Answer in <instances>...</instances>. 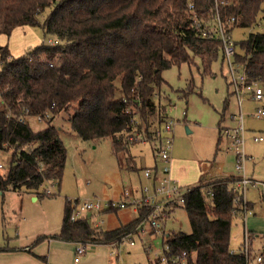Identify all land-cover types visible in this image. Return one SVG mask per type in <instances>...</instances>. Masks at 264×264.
<instances>
[{
	"label": "trees",
	"instance_id": "16d2710c",
	"mask_svg": "<svg viewBox=\"0 0 264 264\" xmlns=\"http://www.w3.org/2000/svg\"><path fill=\"white\" fill-rule=\"evenodd\" d=\"M47 9L43 33L56 44L44 42L12 60L0 47V158L10 154L9 166L0 161L3 194L53 197L49 184L61 186L67 150L60 131L46 119L47 127L35 132L27 119L67 116L84 141L110 139L115 153L127 152L136 142L132 134L153 136L166 120V109L156 103L164 71L196 59L205 73L219 58L225 64L220 38L203 37L204 30L217 29L218 16L231 35L264 23V0H0V36L40 25ZM241 49L236 64L248 82L264 86V32H251ZM204 179L185 194L191 234L168 237L166 252L186 253L190 264H248L243 252L230 249L233 219L245 214L236 179ZM152 215L140 208L135 221L105 232L88 218L71 222L67 201L60 233L36 242L120 246L128 236L141 237L139 229Z\"/></svg>",
	"mask_w": 264,
	"mask_h": 264
},
{
	"label": "rangeland",
	"instance_id": "374dc122",
	"mask_svg": "<svg viewBox=\"0 0 264 264\" xmlns=\"http://www.w3.org/2000/svg\"><path fill=\"white\" fill-rule=\"evenodd\" d=\"M50 11L47 9L39 16L40 25L17 27L10 36H0V47L8 48L11 60L25 57L44 42L53 40L52 36H44L42 28ZM251 32H264V23L252 29L233 30L232 40L238 54H243L241 45ZM3 68L0 62V71ZM241 72L242 69H239L238 78ZM162 77L165 83L158 89L156 103L166 109V122L175 124L170 135L174 137L173 175L175 178L177 175L185 176V181H179L186 186L183 194L200 185L203 164L213 163L214 160L222 165L221 172L227 176L205 175V179L234 178V186L238 187L240 179L237 177L244 174L236 169L235 154L225 152L227 141L223 133L226 129L235 130L243 113L244 151L248 157L245 177L251 182L240 197L242 210L247 209L248 212L246 216L243 214L233 219L230 249L235 253L242 252L247 232L252 245L251 264H256L257 257L264 256V117L253 115L264 104L253 101L249 94H243L241 111L228 67L220 58L212 64L209 73H205L203 64L196 59L195 64H182L164 71ZM48 115L43 120L35 117L27 119V122L35 132H39L47 127L48 119L60 131L67 150L61 186L56 182L49 184L47 194L55 195L53 197L39 198L12 190L4 194L0 192V246L13 245L17 240L18 244L34 245L39 237L49 238L59 234L67 201L96 197L120 203L124 201L125 191H132L138 199L142 198V189L149 188L153 193L152 183L144 177V169L154 167L158 151L154 142L143 144L135 138L136 142L130 145L127 152L115 153L110 139L84 141L73 131L67 116ZM256 138H263V141L256 142ZM0 161L9 166L10 154L0 158ZM164 210L166 218L160 222L166 237L150 236L151 232L141 237L134 234L128 238L135 241L133 247L128 239L123 240L120 246H102L109 254L111 264H161L157 254L167 249L165 242L168 237L179 233L191 234L192 228L183 206ZM88 218H92V225L101 220L103 231H113L135 221L138 210L135 207L107 210ZM82 256L76 255V259L81 260ZM95 264H101V259H97Z\"/></svg>",
	"mask_w": 264,
	"mask_h": 264
},
{
	"label": "built area",
	"instance_id": "2783aa9c",
	"mask_svg": "<svg viewBox=\"0 0 264 264\" xmlns=\"http://www.w3.org/2000/svg\"><path fill=\"white\" fill-rule=\"evenodd\" d=\"M190 9H192V6H190ZM217 19V29L213 31L204 30L203 37H217L222 41V51L225 58V64L228 67V71L231 76V84L234 88V93L238 97L241 111L243 106V94H249L253 101L264 104V88L261 87L259 83L248 82L245 69L235 62L236 46L232 40V35L228 33L227 28H225L222 24L219 16ZM195 23L198 27H200L198 20L195 19ZM49 44L54 45L56 44V41L49 40ZM239 69H242L243 73L241 72L238 78L237 74H239ZM253 116L257 118L264 117V106L257 109V112ZM48 117V114L44 116V118ZM38 118V120H43L42 117ZM243 119L244 115L241 113L240 124L238 127L235 130L226 129L223 133L227 141L225 152L227 154L231 152L235 154L236 169L239 173L244 174L241 177H237L240 181L238 187L235 188L240 192L241 196L244 195L247 185L251 182L245 177L246 162L248 157L244 151L245 129ZM166 121L167 120H164L158 125L156 131L153 132V136L149 137L146 134L142 136L140 133H134L131 136L132 140L136 138L143 144L154 142L157 145L158 151L157 158L155 159L156 163L159 162V165L156 164L153 170L147 169L144 171L145 179L152 183L153 193L150 192L149 188L142 189V198L138 199L133 195L132 191H126L124 193V201L120 203L106 202L104 199L96 197L84 201L80 199L72 200L69 202V218L71 222H76L83 218L99 216L107 210H119L127 207H135L137 210L140 208H149L153 210V215L150 220L144 221L139 229V234L144 236L149 235V232H151L153 236L160 235L162 237H166V232L160 222V220H164L166 218L167 212L164 209L184 206L185 204L183 187L177 179L172 177L174 137H171L170 135L173 133L175 124L173 122ZM255 141L261 142L263 141V138H256ZM158 170L162 175L159 178ZM159 199H161V201H158ZM247 212L248 210L245 209L244 216H246ZM102 224L103 222L101 220H97L94 227L100 228ZM129 237L130 236L126 237L125 240ZM128 240L131 247L135 246V241L132 238ZM77 245L76 255H83L86 252V245ZM166 250L161 254H157L161 264H190L187 260L186 253H183L182 256L173 257L169 254V252L167 253ZM242 252L246 256L248 264H251L252 255L250 253V236L247 232H245V245ZM76 261H78V259H76ZM256 264H264V256H258Z\"/></svg>",
	"mask_w": 264,
	"mask_h": 264
},
{
	"label": "crops",
	"instance_id": "0c3cea01",
	"mask_svg": "<svg viewBox=\"0 0 264 264\" xmlns=\"http://www.w3.org/2000/svg\"><path fill=\"white\" fill-rule=\"evenodd\" d=\"M221 131L219 129L218 135L219 140L221 139ZM156 156V155H155ZM204 163L203 164V174L207 176H227L221 172L222 165L220 163ZM159 165V162L155 166ZM175 168L174 160L172 166V177L173 169ZM161 173L158 170V178L161 177ZM178 181H185V176L177 175ZM182 186V185H181ZM183 189L186 186H182ZM126 192V191H125ZM124 192V193H125ZM142 193V192H141ZM36 200V198H34ZM76 243H68L59 240H43L41 242H36L34 245H23L18 244V240L13 242V245L9 244L7 247L9 250L0 252V264H95L97 259H101V264H111L109 254L106 252L102 246L104 245H87L85 246L86 252L83 254L81 260L76 261ZM1 248L3 246H0Z\"/></svg>",
	"mask_w": 264,
	"mask_h": 264
}]
</instances>
